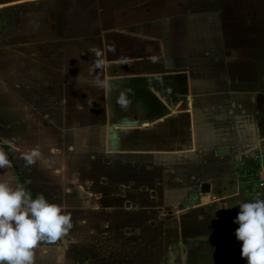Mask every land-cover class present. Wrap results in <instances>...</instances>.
Listing matches in <instances>:
<instances>
[{
  "label": "crops",
  "instance_id": "0c3cea01",
  "mask_svg": "<svg viewBox=\"0 0 264 264\" xmlns=\"http://www.w3.org/2000/svg\"><path fill=\"white\" fill-rule=\"evenodd\" d=\"M25 1L29 0H0V9ZM226 4L216 8L207 5L208 11L217 10V14L193 12L189 16L196 29L189 31L191 45L182 50L190 57L185 62L190 65H174V54L163 41L158 55L143 62L137 58L139 62L129 65L133 69L125 80L129 83L128 107H133L134 116L123 114L117 119L120 121L112 125L111 140L100 124H89L84 131L77 126L79 139L83 138V144L77 146L69 142L61 125V133L55 136L52 114L45 117L54 130L29 135L52 134L45 170L61 166L58 172L64 177L60 179L59 173L57 178L63 191L70 192L74 184L79 194L92 196L88 202L97 204L91 209L106 228L123 222V226L135 227L136 223L168 215L177 237L169 246L170 256L159 264H247L241 259V243L235 237L239 225L233 221L241 203L264 199V187L260 186L264 182V17L259 13L242 19L243 14L232 12L237 9L230 2ZM254 8L262 10L257 5ZM194 45H206L207 50ZM137 66L141 69L136 70ZM140 79L141 87L136 86ZM69 111L70 107H65L63 113ZM65 122L66 133L71 131V138L77 137L67 119ZM157 124L160 137L153 141L144 128ZM54 137H59L57 145ZM97 157L100 163L95 162ZM258 160L260 165L255 163ZM108 166L112 182L104 194L108 182L102 171ZM67 168L74 173L69 179H65ZM123 169L126 179L119 182ZM4 172L24 184L19 166L21 178L15 170L0 169V174ZM79 172L90 177L81 182ZM119 184L134 189L130 199L123 201L115 193ZM141 202L153 206L146 208ZM37 264H52V260H38ZM66 264L80 263L67 257Z\"/></svg>",
  "mask_w": 264,
  "mask_h": 264
},
{
  "label": "rangeland",
  "instance_id": "374dc122",
  "mask_svg": "<svg viewBox=\"0 0 264 264\" xmlns=\"http://www.w3.org/2000/svg\"><path fill=\"white\" fill-rule=\"evenodd\" d=\"M134 1L138 0H29L18 4V7L0 11V139L12 147L10 153L16 165L21 168L24 185L36 195L43 194L49 202L64 206L66 213L71 215L73 228L68 237L60 242V246L64 248L66 258L74 259L80 264L163 263L170 256L169 246L174 245L172 239L177 237L174 234V221L168 215L160 219L152 217L153 219L141 222L142 224L136 223L135 227L123 226V222V225L106 228L102 219L96 217L94 209H91L97 204L88 202L92 196L88 198L84 192L79 194L78 186L74 184L70 187V192L63 191L60 179L64 175L58 172L61 166L55 169L54 166H49V170H45L48 163L46 159L50 158L47 154H50L48 151L52 147V134L29 137L30 133L47 131L48 128L55 129L53 132L57 136L61 133V125L65 135L70 137L69 142L79 146L80 143L83 144V138L79 139L77 126H81L84 131L89 124H100L111 140L112 125L120 121L117 119L123 117V114H126V118L134 116L133 107H128L126 89L129 83L125 78L132 72L128 66L139 62L137 58L145 55L147 58L158 55L159 48L153 42L146 44V47L141 46L143 37L139 38L140 32L148 33L151 37L149 40H152V27L143 26L140 30H135L128 25H121L117 20H124L122 10L126 11V7L133 5ZM178 1L182 2L181 6H178ZM224 1L230 2L237 9L232 12L243 14L242 19L249 20V16L254 17L259 13L264 17V0ZM128 2L130 3L127 4ZM147 2V7L151 10H139L136 15L131 16V21L137 23L136 19L139 17L136 16L140 14L145 17V22L151 20L156 25L153 27L155 31L164 29L166 48L174 54L171 57L173 64L178 68L190 65L185 63L186 59L190 60V57L184 56L187 53L182 51V55L177 56L179 51L170 48L175 43L169 41L174 36L171 34L174 29L167 24L173 23L174 19L182 21L185 38L182 44L185 47L181 49L187 48L191 43L186 32L196 29L192 27L194 22L189 16L193 12H199L200 15L209 12L217 14V10L208 11L203 7L205 3L194 2L198 9L190 11V4H193L190 0ZM256 5L262 10L255 9ZM216 7L218 6H212ZM118 9L120 10L116 11ZM221 12L225 15L224 11ZM157 18H166V25L153 21ZM211 47L216 50L215 45ZM194 48L207 50L206 45H194ZM142 82L140 79L136 86L141 87ZM102 84L107 87L101 86ZM122 96L125 100L123 105L118 102ZM69 102L71 106H68ZM65 107H70L69 114L63 113ZM49 114L53 115L56 123L54 129L45 117ZM66 119L78 138H71L73 133L70 129L66 133V126H63V123L67 125ZM107 125L109 128H104ZM144 131L151 133L153 141L160 137L158 124L149 129L146 127ZM58 138L54 137L55 145L58 144ZM46 146L49 148L45 149ZM33 149L39 150L40 157L35 164L28 166L23 155ZM75 155L78 156V153ZM255 163L260 165L259 160ZM108 168L102 171L107 175L108 182L103 187L104 194L110 190L112 182L110 166ZM8 171L14 173L13 168ZM73 174V170L71 172L67 168L65 179ZM79 174L81 182L90 177L87 172ZM118 177L121 179L119 182L125 181L124 169ZM121 185H117L119 187L115 193L126 201L134 194V189ZM86 191L92 192V188H86ZM93 192H96L95 189ZM141 204L148 208L152 203ZM140 218L144 220L143 217Z\"/></svg>",
  "mask_w": 264,
  "mask_h": 264
},
{
  "label": "clouds",
  "instance_id": "9594fccd",
  "mask_svg": "<svg viewBox=\"0 0 264 264\" xmlns=\"http://www.w3.org/2000/svg\"><path fill=\"white\" fill-rule=\"evenodd\" d=\"M118 102L125 104L123 96ZM39 157L38 149L23 155L28 166ZM10 168L12 162L0 148V169ZM233 222L239 225L235 237L241 243V259L264 264V199L241 203ZM72 228V217L64 206L49 202L43 194L33 198L30 189L10 173L0 174V264H37L48 259L52 264H66L60 242Z\"/></svg>",
  "mask_w": 264,
  "mask_h": 264
},
{
  "label": "flooded vegetation",
  "instance_id": "af4514ba",
  "mask_svg": "<svg viewBox=\"0 0 264 264\" xmlns=\"http://www.w3.org/2000/svg\"><path fill=\"white\" fill-rule=\"evenodd\" d=\"M180 1H182V0H180ZM190 1L193 2V4H190L191 5L190 11H192L191 9H194V10L198 9V8L195 7L194 2H196V3H205V4H203L204 6L202 5L203 7H207V5H210V4H211V6L212 5L213 6L214 5L219 6V5H223V4L227 5L226 1H224V0H190ZM129 3L130 2H128L127 4H129ZM147 3H149V2H147V0L134 1L133 5L126 7V11L121 9L122 10V14H124V17H125L124 20H122V18H121V20L120 19H117V20L120 21L121 25H123V26H127L128 25V27H130L131 29H135V30H140V27H143V26L144 27H150V28L152 27L150 29L151 33H154L153 35H151V36H153L152 40H149V38H151V37L149 36L148 33L140 32L141 35H140L139 38L143 37V40H142L143 45H141V46H145L146 47V44H149L150 42H153V43L157 44V47H159L158 48V54H159V50H160V47H161L160 43H161V41H163L164 44H165V40H166V34L164 33V29H161L159 32L155 31V29L153 27L156 26V25L153 24L151 20L148 21V22H145V17H143L140 14H138L136 16V17H139L138 19H136L137 23H134L135 21H133V22L131 21L132 20L131 16L133 17L134 15H136L139 12V10H142V9H145L146 11H150L151 10V8L147 7V5H148ZM180 3H182V2L177 3L178 6H181ZM18 4H20V3L17 2V3H13V4H10V5H7V6L3 7V8H1L0 11L5 10V9H12L14 7H18ZM119 10L120 9H118L116 11H119ZM112 11H113V9H112ZM225 12H226V14L230 13L229 11H225ZM166 20H167L166 18H159V20H158V18L157 19H153V21H155L156 23L158 21L159 25L163 24V26L166 25L165 24ZM143 22H144V24H143ZM147 23L150 24V25H145ZM151 23H152V25H151ZM171 23H169L167 25H171V27H173L174 30H173V32H171V34H173L174 36H173L172 39L170 38L169 41H173L172 43H174V42L175 43L170 48H176L174 50H176V52L179 51V54H181L182 51H183L181 49V47L185 46L184 44H182V43L185 42L184 41L185 38L183 37L184 34H183L182 21L180 19H174L173 23L172 24ZM236 30H238V28ZM188 34H189V31L186 32V37L189 40V35ZM132 37H134V36H132ZM178 49H180V50H178ZM140 53H143V51L140 52ZM140 58H141V61L143 62L144 60H146L147 55H145L143 57H140ZM128 69L132 70L133 68L128 66ZM140 69H141V67L137 66L136 70H140ZM96 161L98 163H100V161H101L100 157L95 158V162Z\"/></svg>",
  "mask_w": 264,
  "mask_h": 264
},
{
  "label": "trees",
  "instance_id": "16d2710c",
  "mask_svg": "<svg viewBox=\"0 0 264 264\" xmlns=\"http://www.w3.org/2000/svg\"><path fill=\"white\" fill-rule=\"evenodd\" d=\"M3 142L0 140V144H1V147L3 148V150L8 154V159L12 162V165L14 167V170H15V173L17 176H19L18 174V166L16 165V163L14 162V159H13V156L11 155L10 151H11V148L10 146L8 145H4L2 144ZM20 177V176H19ZM21 178V177H20Z\"/></svg>",
  "mask_w": 264,
  "mask_h": 264
},
{
  "label": "built area",
  "instance_id": "2783aa9c",
  "mask_svg": "<svg viewBox=\"0 0 264 264\" xmlns=\"http://www.w3.org/2000/svg\"><path fill=\"white\" fill-rule=\"evenodd\" d=\"M260 186H261V187H264V182H263V183H260Z\"/></svg>",
  "mask_w": 264,
  "mask_h": 264
}]
</instances>
